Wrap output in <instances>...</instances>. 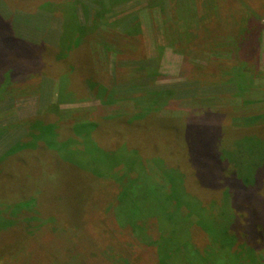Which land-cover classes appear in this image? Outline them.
Wrapping results in <instances>:
<instances>
[{"label":"rangeland","instance_id":"obj_1","mask_svg":"<svg viewBox=\"0 0 264 264\" xmlns=\"http://www.w3.org/2000/svg\"><path fill=\"white\" fill-rule=\"evenodd\" d=\"M181 1L0 0V264H264V5Z\"/></svg>","mask_w":264,"mask_h":264},{"label":"trees","instance_id":"obj_2","mask_svg":"<svg viewBox=\"0 0 264 264\" xmlns=\"http://www.w3.org/2000/svg\"><path fill=\"white\" fill-rule=\"evenodd\" d=\"M181 1V0H180ZM192 2H191V5L192 4H194V5H189L190 7V9L192 10V16H193V18H195L196 20L197 19H199V17H200V14H201V12H202V9H200V7L202 6V2L204 1V0H191ZM206 1V0H205ZM217 1L218 0H208V2H210V4L209 5H214V4H216L217 3ZM247 1H249L250 3L249 4H251L252 6L254 5V6H258V5H264V0H247ZM177 2V1H176ZM182 2V1H181ZM186 2H187V0H185V6H186ZM188 2H190V1H188ZM215 2V3H214ZM183 3V2H182ZM214 3V4H213ZM246 4V3H245ZM183 5H184V3H183ZM211 5V6H212ZM188 6V5H187ZM226 8H228L227 6H225ZM229 9V8H228ZM241 12V11H240ZM250 12H251V9H249V7H248V5H247V7L246 6H244L243 7V9H242V15H244V16H239V22L237 23V25H238V28H241V30H245V29H247L248 28V26H250V18H249V14H250ZM241 15V14H240ZM208 22V21H207ZM197 24V23H196ZM216 24V25H215ZM229 23H226L225 25H223V28H224V26H226V25H228ZM217 26L218 24H217V21H214L213 19H210V23H206L205 24V26L204 27H206V26H209L210 28L212 27V26ZM235 25L236 24H234L233 25V27L232 28H234L235 27ZM229 26H230V24H229ZM204 27H201L202 29H204ZM199 26H198V24H197V26L195 27H193V28H191V32H192V34L194 33L195 34V32L197 31V29L199 30ZM200 31V30H199ZM233 31L235 32V31H237V29H233ZM201 34V33H200ZM199 34V32H197V36H199L200 35ZM215 41H212V44L214 43ZM14 44H16L15 42H14ZM16 45H18V44H16ZM20 46V45H19ZM75 49V48H74ZM73 49V50H74ZM258 101H257V99H255V102H254V100H253V102H250L249 103V105L251 106V105H254V104H256ZM150 117H152V116H150ZM122 118H125V117H122V116H120L119 115V118H115V120H116V122L118 123V122H120V121H122ZM38 121V120H37ZM153 121V120H152ZM111 124V123H110ZM107 125V124H106ZM105 125V126H106ZM104 126V127H105ZM88 124H83V125H77V126H75V127H73V128H71V132L73 133V134H76V135H83V133H87V131H88ZM116 128H118L119 129V127L118 126H116ZM35 129H37V132H36V137L38 138V148H39V146L41 147V149H38L39 151L40 150H42L43 152H48V153H50V155H45V157H44V160L46 161L45 163L46 164H48V165H50V166H53L54 165V167H55V173L54 174H58V168H56V165H59L60 163H62V162H64V161H67V160H69V161H71V162H73L74 164L76 163L75 162V160H73V159H71V157H72V154H73V151H69V152H72L70 155L67 153L68 152V150L67 149H69V146L71 145V144H73L74 143V141L75 142H77V140H75L74 138V140L73 139H70V140H67V141H64V142H59L58 140H56L57 139V136H58V134L55 132V127H54V125H50V124H46V123H42V122H38V125H36L35 126ZM115 131V130H114ZM102 133H101V137L103 138V130L101 131ZM103 139H106V138H103ZM111 141H113V143L114 144H117V143H119V141H120V139H119V135H117L116 137H111ZM39 142H40V144H39ZM42 142V143H41ZM46 150H48V151H46ZM64 150H66V153H63V151ZM43 152H42V154H41V156L42 155H44L43 154ZM18 153V152H17ZM30 156V155H29ZM31 158V156L30 157H26V156H23V157H21L20 159H19V162H22V163H28V162H30V159ZM77 164V163H76ZM62 165H64V164H62ZM80 168H83V167H80ZM14 174V173H13ZM23 189H25V187L23 186L22 187ZM29 188H31V187H29ZM259 220H260V218H258V214H254V215H251L250 216V220H248V222H247V229H249V231L246 229L245 230V236L246 237H248V234L250 235V237H252L253 238V233H250V231H251V229L250 228H254V227H256L257 228V231H258V235H261V228H260V224H259ZM248 226H250V228L248 227ZM255 244V246H257L258 244L257 243H254ZM2 264H6L5 262H1Z\"/></svg>","mask_w":264,"mask_h":264}]
</instances>
